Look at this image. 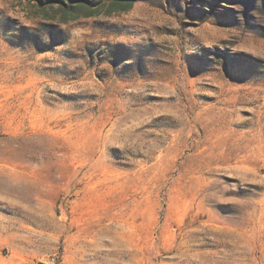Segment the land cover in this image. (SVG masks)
<instances>
[{
	"label": "rangeland",
	"instance_id": "1",
	"mask_svg": "<svg viewBox=\"0 0 264 264\" xmlns=\"http://www.w3.org/2000/svg\"><path fill=\"white\" fill-rule=\"evenodd\" d=\"M0 264H264V0H0Z\"/></svg>",
	"mask_w": 264,
	"mask_h": 264
},
{
	"label": "trees",
	"instance_id": "2",
	"mask_svg": "<svg viewBox=\"0 0 264 264\" xmlns=\"http://www.w3.org/2000/svg\"><path fill=\"white\" fill-rule=\"evenodd\" d=\"M132 6V3H130V7Z\"/></svg>",
	"mask_w": 264,
	"mask_h": 264
},
{
	"label": "built area",
	"instance_id": "3",
	"mask_svg": "<svg viewBox=\"0 0 264 264\" xmlns=\"http://www.w3.org/2000/svg\"><path fill=\"white\" fill-rule=\"evenodd\" d=\"M53 261H55V259H53Z\"/></svg>",
	"mask_w": 264,
	"mask_h": 264
}]
</instances>
